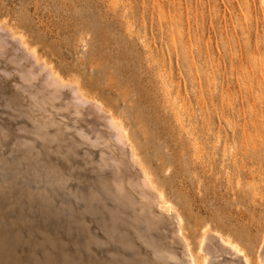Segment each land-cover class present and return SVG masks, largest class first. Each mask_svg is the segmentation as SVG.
Wrapping results in <instances>:
<instances>
[{"label": "rangeland", "instance_id": "374dc122", "mask_svg": "<svg viewBox=\"0 0 264 264\" xmlns=\"http://www.w3.org/2000/svg\"><path fill=\"white\" fill-rule=\"evenodd\" d=\"M0 23L123 120L193 246L209 225L258 256L264 0H0ZM12 191L13 208L0 200L9 215L0 230L19 211L38 224L20 234L38 238L36 209L32 216Z\"/></svg>", "mask_w": 264, "mask_h": 264}, {"label": "bare ground", "instance_id": "6f19581e", "mask_svg": "<svg viewBox=\"0 0 264 264\" xmlns=\"http://www.w3.org/2000/svg\"><path fill=\"white\" fill-rule=\"evenodd\" d=\"M1 23L0 200L13 208L15 189L42 229L22 236L38 224L16 208L0 230V264H264V238L250 258L206 225L193 246L123 120Z\"/></svg>", "mask_w": 264, "mask_h": 264}]
</instances>
